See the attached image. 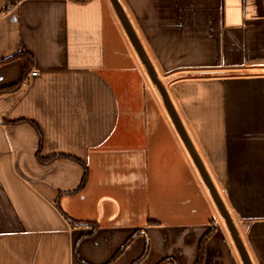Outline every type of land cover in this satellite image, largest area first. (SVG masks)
Instances as JSON below:
<instances>
[{
  "label": "crops",
  "instance_id": "crops-1",
  "mask_svg": "<svg viewBox=\"0 0 264 264\" xmlns=\"http://www.w3.org/2000/svg\"><path fill=\"white\" fill-rule=\"evenodd\" d=\"M117 1L264 264V0ZM20 52L32 69L0 94V264H197L211 228L201 264H242L109 0H0V61ZM24 66L0 63V89Z\"/></svg>",
  "mask_w": 264,
  "mask_h": 264
},
{
  "label": "water",
  "instance_id": "water-1",
  "mask_svg": "<svg viewBox=\"0 0 264 264\" xmlns=\"http://www.w3.org/2000/svg\"><path fill=\"white\" fill-rule=\"evenodd\" d=\"M109 2L113 7L116 17H118L119 19L122 29L123 31H125L128 40L136 53V56L138 57V59L142 61L143 66L145 68V72L147 73L151 84L154 87H156L160 99L163 102V105L167 111V114L168 116H170L172 126L174 130H176L177 135L181 140V143L186 148L188 155L190 156V158H192L196 172H198L203 185L206 187L208 191L210 199L213 201L218 214H220L224 222L225 228H227L230 238L236 244L237 254L240 257L241 263L251 264L246 248L244 247V244L240 239L239 232L233 224L232 217L230 213H228L227 208L223 202V199H221L216 187L211 183L208 172L205 170L201 158L198 157V154L195 150L193 143L188 138L186 134V130L183 128L182 122L179 118V115H177L174 105L170 100L165 87H163L150 59H148L144 47L140 44L139 39H137L135 31H133L128 21V18L125 16L122 10L120 3H118L117 0H109Z\"/></svg>",
  "mask_w": 264,
  "mask_h": 264
},
{
  "label": "trees",
  "instance_id": "trees-1",
  "mask_svg": "<svg viewBox=\"0 0 264 264\" xmlns=\"http://www.w3.org/2000/svg\"><path fill=\"white\" fill-rule=\"evenodd\" d=\"M75 1H77V2H83V1H87V0H75ZM12 59H21L22 60V62L25 64V66H24V70H23V74H22V80L20 81V82H18V83H16V84H13V85H11L10 87H6V88H4V89H0V94H5V93H11L12 91H15V90H17L18 88H20L24 83H25V81H26V77H27V75L30 73V71H31V69H32V58H31V56L30 55H28V54H24V53H22V52H20V53H17V54H15V55H12L10 58H8V59H6V60H1L0 61V63H5V62H9V61H11ZM25 121H19V122H16V123H24ZM27 122H29V121H27ZM27 122H25V123H27ZM34 126V125H33ZM35 127V126H34ZM43 161L45 162V160L43 159ZM43 161H41V163H43ZM79 162V161H78ZM82 165V164H81ZM82 167L84 168V170H85V167L82 165ZM85 174H86V170H85V172H84ZM70 221V223L73 225V224H75V222L74 221H71V220H69ZM213 229L214 228H211L210 230H209V232L208 233H206L203 237H202V240H201V244H200V254H199V261L197 262V264H201L202 263V261H203V257H202V255H203V253H202V249H203V245H204V241H206L209 237H210V235L212 234V232H213ZM132 239V238H131ZM131 239H130V241H131ZM126 245V244H125ZM166 261H162L160 264H164Z\"/></svg>",
  "mask_w": 264,
  "mask_h": 264
},
{
  "label": "built area",
  "instance_id": "built-area-1",
  "mask_svg": "<svg viewBox=\"0 0 264 264\" xmlns=\"http://www.w3.org/2000/svg\"><path fill=\"white\" fill-rule=\"evenodd\" d=\"M35 74H32V76H34Z\"/></svg>",
  "mask_w": 264,
  "mask_h": 264
},
{
  "label": "rangeland",
  "instance_id": "rangeland-1",
  "mask_svg": "<svg viewBox=\"0 0 264 264\" xmlns=\"http://www.w3.org/2000/svg\"><path fill=\"white\" fill-rule=\"evenodd\" d=\"M171 125H172V123H171ZM173 127V126H172ZM174 129V128H173Z\"/></svg>",
  "mask_w": 264,
  "mask_h": 264
}]
</instances>
